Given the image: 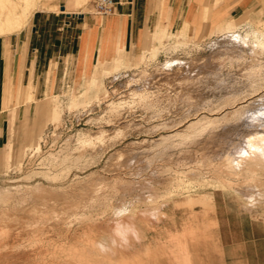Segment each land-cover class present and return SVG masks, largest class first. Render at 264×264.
<instances>
[{
	"label": "rangeland",
	"instance_id": "obj_1",
	"mask_svg": "<svg viewBox=\"0 0 264 264\" xmlns=\"http://www.w3.org/2000/svg\"><path fill=\"white\" fill-rule=\"evenodd\" d=\"M46 1L35 0L34 15L60 13ZM95 1L76 10L95 12ZM34 15L13 33L31 32ZM178 29L158 24L137 57L120 50L122 65L97 66L85 80L69 67L56 93L39 100L34 130L30 115H11L14 151L0 189L48 191L20 192L9 207L0 199V264H248L239 246L221 242L218 203L230 239L252 240L259 254L254 247L250 258L264 256V154L244 155L264 133V47L247 36L264 31V19L217 34ZM13 33L0 34V53ZM3 63L0 54V71ZM50 101L59 120L46 118ZM33 209L48 211L37 218Z\"/></svg>",
	"mask_w": 264,
	"mask_h": 264
},
{
	"label": "crops",
	"instance_id": "obj_2",
	"mask_svg": "<svg viewBox=\"0 0 264 264\" xmlns=\"http://www.w3.org/2000/svg\"><path fill=\"white\" fill-rule=\"evenodd\" d=\"M81 2L55 0L53 5L59 7L60 13L42 9L34 15L33 10L28 22L34 15L37 25L32 31L13 33L5 40L0 53L4 61L0 71V169L7 166L14 151L10 144L11 115L15 112L21 120L30 115L34 130L39 100L56 93L65 82L69 67L74 79L82 81L97 66L113 65L114 68L122 58L120 50L127 49L137 57L145 46L149 30L160 23L179 27L177 33L181 35L188 29L205 34L214 30L217 34L242 26L248 20L264 19V0H114L115 11L107 16L76 10V4ZM165 29L167 26L161 30ZM28 95L33 96V101L25 103ZM54 109L52 101L46 104L47 119H52ZM34 138L32 133L30 140ZM215 212L224 248L232 251L239 246L240 257H246L248 264H264V256L260 259L258 255L259 260H252L249 255L254 247L259 254L258 243L254 246L246 238L240 242L230 239L232 234L220 203L216 204ZM261 249L264 254V242ZM237 253L231 252V256L236 259Z\"/></svg>",
	"mask_w": 264,
	"mask_h": 264
},
{
	"label": "bare ground",
	"instance_id": "obj_3",
	"mask_svg": "<svg viewBox=\"0 0 264 264\" xmlns=\"http://www.w3.org/2000/svg\"><path fill=\"white\" fill-rule=\"evenodd\" d=\"M83 1V0H82ZM85 1V0H84ZM35 2V0H0V34L1 35H4V34H10V33H13V32H15V31H18V30H20V29H22L23 27H24V25H26L27 24V22H28V19H29V17H30V15L32 14V8H33V6H34V3ZM33 10H35V8L33 9ZM227 28V27H226ZM218 32V31H217ZM166 33V32H165ZM163 35H164V30H161V31H159L158 32V37L159 38H164L163 37ZM247 36L248 37H250L255 43H256V45L257 46H261V47H264V31H256V30H253V31H251V32H248L247 33ZM121 62H123V60L122 59H120V60H118V62H117V64L115 65V67L117 66V65H119V64H121L122 65V63ZM120 65V66H121ZM125 65V64H124ZM114 67V68H115ZM118 70V69H117ZM116 70V71H117ZM104 73H106V74H108V70H106ZM94 75V74H93ZM92 75V76H93ZM93 79H94V77H93ZM93 79H89V81L90 80H93ZM97 80V79H96ZM95 80V81H96ZM92 82V81H91ZM93 82H94V80H93ZM92 82V83H93ZM124 83V82H123ZM97 83H95L94 85H96ZM86 85H89V84H87L86 83ZM93 85V84H92ZM123 85H125V84H123ZM122 85V86H123ZM127 85V84H126ZM90 86H91V84H90ZM90 86H89V88H90ZM125 87V86H124ZM97 88V87H96ZM121 88V87H120ZM119 88V89H120ZM88 89V88H87ZM86 89V90H87ZM99 89V88H98ZM125 89V88H124ZM115 92V91H114ZM113 92V93H114ZM77 93V92H76ZM107 93V92H106ZM112 94V93H111ZM30 95V94H29ZM28 95V97H29V99H33V96L31 95V96H29ZM107 96H113V95H110V94H106ZM117 95V94H116ZM97 96V95H96ZM77 97V96H76ZM110 98V97H109ZM113 98V97H112ZM77 99V98H76ZM111 99V98H110ZM99 100V99H98ZM97 100V101H98ZM74 101V100H73ZM76 101V100H75ZM100 101H102V100H100ZM85 102V101H84ZM96 102V101H95ZM106 102H107V100H106ZM246 102V101H245ZM249 102V101H248ZM74 103H76V102H74ZM93 103V102H92ZM84 105V104H83ZM93 105V104H92ZM78 106V105H77ZM91 106V105H90ZM109 107H110V110H112V111H116L117 112V107L118 106H116L115 105V102H110V104L108 105ZM75 107V106H74ZM236 107V106H235ZM55 119V120H59L60 119V112L58 111V109H57V106L55 107V109H54V114H53V117H52V119ZM192 123H194V122H191L187 127H190L191 125H192ZM191 128V127H190ZM80 139V138H79ZM91 140V136H90V138H88V137H86V138H84L83 139V142L84 143H86V142H89ZM249 143H248V146L246 145V147L248 148V150H246V152H244V155L245 156H253V155H263L264 154V133H259V134H254L253 136H251L250 138H249ZM80 141V140H79ZM248 142V141H247ZM41 148H42V146H41V141L39 142H37L36 143V145H35V150H36V152H40L41 151ZM136 151H137V149H136ZM244 151V150H243ZM141 152V151H140ZM142 154V153H141ZM119 156V155H118ZM133 156V155H132ZM135 156L136 155H134V157L133 158H135ZM141 156V155H140ZM256 156V157H257ZM129 157V156H128ZM127 157V158H128ZM111 158V157H110ZM130 158V157H129ZM133 158H131V159H126L127 160V162L125 163V165L126 166H131L130 164H131V160L133 159ZM252 158V157H251ZM115 159V158H114ZM135 160V159H134ZM241 162V161H240ZM136 163V162H135ZM124 165V166H125ZM133 166V165H132ZM123 167V166H122ZM130 168V167H129ZM139 172V171H138ZM137 175V174H136ZM94 177H95V175H94ZM100 177H101V175H100ZM99 177V178H100ZM103 177V176H102ZM91 178V177H90ZM96 178V177H95ZM94 178V179H95ZM88 179V178H87ZM102 179V178H101ZM91 180V179H90ZM89 181V180H88ZM106 181V180H105ZM144 181V180H143ZM89 183V182H88ZM139 183V182H138ZM84 186H86V185H84ZM18 187V186H17ZM5 188V187H4ZM14 188V187H13ZM88 188V187H87ZM145 188V187H144ZM9 189H10V187H9ZM8 189V191H6L5 190V192H2V190H3V188L2 189H0V192H2V193H0V199H1V202H3V204L4 205H8V203H10V205H11V202L10 201H14L15 202V200H14V197L16 196V195H18V193H20L22 190H16V191H12V190H9ZM16 189V187L14 188V190ZM20 189V188H19ZM140 190V189H139ZM141 190H142V188H141ZM145 190V189H144ZM46 191H48L47 189H46V187L45 186H43V185H41V184H38V185H36V186H34V187H32V188H29L28 190H24L23 192H21V193H24V192H26L27 194L28 193H30L29 195H31V196H29V197H32V198H39V197H44L47 193H46ZM151 192V191H150ZM213 193V192H212ZM25 194V193H24ZM148 194H150V193H148ZM153 194V193H152ZM210 195V194H209ZM24 196V195H23ZM135 196V195H134ZM151 196V195H150ZM212 196V195H211ZM22 197V196H21ZM26 197H28V196H25V198ZM24 198V199H25ZM135 198H137L136 196H135ZM148 198H149V195H148ZM3 200V201H2ZM4 201H6L7 202V204H6V202L4 203ZM13 203V202H12ZM16 203V202H15ZM133 203V202H132ZM13 206H14V204H13ZM12 206V207H13ZM7 207V206H6ZM8 207H9V205H8ZM11 207V206H10ZM14 208V207H13ZM48 210H41V209H39V210H36V209H33V210H31V212H32V214L35 216V217H40V216H42V217H44L43 216V214L45 215V213L47 212ZM216 220V219H215ZM218 222L216 221L215 222V224H217ZM214 224V223H213ZM116 225V224H115ZM218 225V224H217ZM213 226V225H212ZM115 228H117V227H115ZM118 229V228H117ZM133 231V230H132ZM134 232V231H133ZM194 232V231H193ZM131 234V233H130ZM185 234V233H184ZM195 234V233H194ZM116 235H118L119 236V233H117ZM132 235H134V234H132ZM131 235V236H132ZM210 236V235H209ZM121 237V236H120ZM134 238V237H133ZM199 238V237H198ZM123 239V238H122ZM130 240V239H129ZM138 240V239H137ZM222 240V239H221ZM123 241V240H122ZM131 241V240H130ZM130 241H129V243H130ZM139 241V240H138ZM193 241V240H192ZM131 244H132V242H131ZM156 244V243H155ZM135 246V245H134ZM179 246H180V244H179ZM188 246V245H187ZM132 247V246H131ZM182 247V246H181ZM135 248H136V246H135ZM128 249H130V248H128ZM127 249V250H128ZM133 249V248H132ZM129 251V250H128ZM136 252V251H135ZM151 252V251H150ZM147 253H149V252H147ZM153 253V252H152ZM159 254V253H158ZM171 254V253H170ZM142 255V254H141ZM141 255H140V258H141ZM135 256V255H134ZM151 256V255H150ZM184 256V255H183ZM189 256V255H188ZM142 257H143V255H142ZM186 258V257H185ZM188 258V257H187ZM138 260H139V258H137ZM148 260H147V262L148 261H150L149 260V258H147ZM152 259V258H151ZM154 259H155V257H154ZM190 259V258H189ZM137 260V261H138ZM181 260V259H180ZM187 260V259H186ZM185 260V261H186ZM142 260L140 259V262H141ZM158 261V260H157ZM179 261V260H178ZM183 261V260H182ZM187 261H191V259L190 260H187ZM139 262V261H138ZM139 262V263H140ZM146 262V261H145ZM146 262V263H147ZM138 263V264H139ZM141 264V263H140ZM148 264H149V262H148ZM186 264V263H185ZM190 264H192V262L190 263ZM197 264V263H196Z\"/></svg>",
	"mask_w": 264,
	"mask_h": 264
},
{
	"label": "built area",
	"instance_id": "obj_4",
	"mask_svg": "<svg viewBox=\"0 0 264 264\" xmlns=\"http://www.w3.org/2000/svg\"><path fill=\"white\" fill-rule=\"evenodd\" d=\"M95 13L101 16H107L115 11L114 0H96L94 2Z\"/></svg>",
	"mask_w": 264,
	"mask_h": 264
},
{
	"label": "water",
	"instance_id": "obj_5",
	"mask_svg": "<svg viewBox=\"0 0 264 264\" xmlns=\"http://www.w3.org/2000/svg\"><path fill=\"white\" fill-rule=\"evenodd\" d=\"M63 10H65V8L63 7Z\"/></svg>",
	"mask_w": 264,
	"mask_h": 264
}]
</instances>
